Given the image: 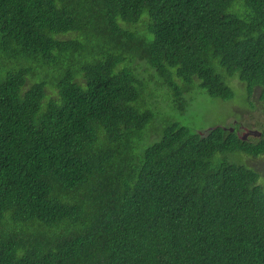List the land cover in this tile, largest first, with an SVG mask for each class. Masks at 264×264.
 Masks as SVG:
<instances>
[{
  "label": "trees",
  "instance_id": "16d2710c",
  "mask_svg": "<svg viewBox=\"0 0 264 264\" xmlns=\"http://www.w3.org/2000/svg\"><path fill=\"white\" fill-rule=\"evenodd\" d=\"M142 62L179 108L223 70L264 107V0H0V264H264L259 172L213 164L264 138L172 122L137 154Z\"/></svg>",
  "mask_w": 264,
  "mask_h": 264
},
{
  "label": "rangeland",
  "instance_id": "374dc122",
  "mask_svg": "<svg viewBox=\"0 0 264 264\" xmlns=\"http://www.w3.org/2000/svg\"><path fill=\"white\" fill-rule=\"evenodd\" d=\"M138 64L141 66L138 76L142 86L141 96L135 105L141 109L152 110L154 116L140 132L141 140H136L137 154L143 153L147 146L159 140L164 128L172 122H179L193 131L203 133L216 126L229 127L236 129L240 136L246 137L247 134L246 139L251 142L264 138V107L259 99L260 89H256L253 95L248 97L246 86L237 75L228 76L223 70L225 79L233 91L232 98L214 97L195 87L185 94L187 100L184 108H179L173 101L171 90L156 81L154 70L149 69L147 63ZM258 131L263 135L256 134ZM223 159L244 163L256 169L260 174L259 182L264 184V153L253 156L241 151L218 152L213 158V164H218Z\"/></svg>",
  "mask_w": 264,
  "mask_h": 264
},
{
  "label": "water",
  "instance_id": "95a60500",
  "mask_svg": "<svg viewBox=\"0 0 264 264\" xmlns=\"http://www.w3.org/2000/svg\"><path fill=\"white\" fill-rule=\"evenodd\" d=\"M213 128H215V127H212L210 129H213ZM210 129H208V130H210ZM254 132H256V131H254ZM202 133H203V131H202ZM256 134H261V133H260V131H258V133H256Z\"/></svg>",
  "mask_w": 264,
  "mask_h": 264
},
{
  "label": "flooded vegetation",
  "instance_id": "af4514ba",
  "mask_svg": "<svg viewBox=\"0 0 264 264\" xmlns=\"http://www.w3.org/2000/svg\"><path fill=\"white\" fill-rule=\"evenodd\" d=\"M262 134H263V133H261V136H262ZM246 137H247V134H246ZM246 137H244V138H246Z\"/></svg>",
  "mask_w": 264,
  "mask_h": 264
}]
</instances>
